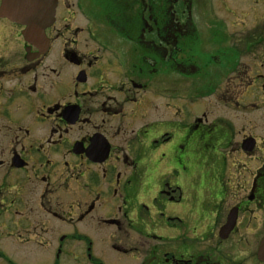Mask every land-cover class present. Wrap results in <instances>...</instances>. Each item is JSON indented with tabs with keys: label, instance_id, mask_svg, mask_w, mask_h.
I'll return each instance as SVG.
<instances>
[{
	"label": "flooded vegetation",
	"instance_id": "1",
	"mask_svg": "<svg viewBox=\"0 0 264 264\" xmlns=\"http://www.w3.org/2000/svg\"><path fill=\"white\" fill-rule=\"evenodd\" d=\"M208 14L233 59L197 46ZM22 29L0 17V264H264V0H56L40 54Z\"/></svg>",
	"mask_w": 264,
	"mask_h": 264
},
{
	"label": "water",
	"instance_id": "2",
	"mask_svg": "<svg viewBox=\"0 0 264 264\" xmlns=\"http://www.w3.org/2000/svg\"><path fill=\"white\" fill-rule=\"evenodd\" d=\"M56 0H1L0 17L25 26L24 41L38 48V54L46 51L48 39L44 29L53 21Z\"/></svg>",
	"mask_w": 264,
	"mask_h": 264
},
{
	"label": "rangeland",
	"instance_id": "3",
	"mask_svg": "<svg viewBox=\"0 0 264 264\" xmlns=\"http://www.w3.org/2000/svg\"><path fill=\"white\" fill-rule=\"evenodd\" d=\"M231 4L234 5H244L248 2L253 3L254 0H229ZM213 1H211V4ZM214 14L212 15H206L203 16L201 19L197 20L198 23V28L202 30V37H199V42L197 46L200 48L205 47L207 44H212L214 43V48H218V50H222L228 54V59H233L234 55L231 57L229 56L230 53H234L233 50H236L235 47L229 46L230 41L226 37V32H230V30L237 29L240 30L242 27L241 26H232V24H229L228 21H223V20H218ZM229 24V25H228ZM255 23L250 22V21H245V28L246 29H251L253 28ZM255 28V27H254ZM9 30V29H8ZM233 30V31H237ZM200 36V35H199ZM206 39H210L208 42ZM4 40V41H3ZM201 40V41H200ZM212 40V41H211ZM20 39L17 37H12V36H7L4 37V39L0 38V45H7L9 47H14L17 46L19 43ZM233 49V50H232ZM226 57V56H224ZM169 81L172 83H177L178 81V75L176 73H171L169 76ZM49 262L43 259L40 264H48Z\"/></svg>",
	"mask_w": 264,
	"mask_h": 264
}]
</instances>
